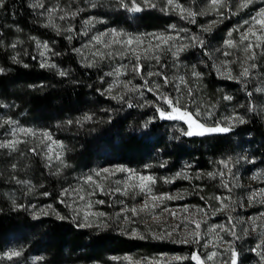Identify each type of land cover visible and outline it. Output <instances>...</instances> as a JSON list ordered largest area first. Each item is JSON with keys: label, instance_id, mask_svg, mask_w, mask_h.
Segmentation results:
<instances>
[{"label": "rangeland", "instance_id": "rangeland-1", "mask_svg": "<svg viewBox=\"0 0 264 264\" xmlns=\"http://www.w3.org/2000/svg\"><path fill=\"white\" fill-rule=\"evenodd\" d=\"M38 2L41 0H30L42 27H51L58 36L64 37L72 53L78 56L80 65L98 70L100 74L98 83L92 87V96L87 99L91 108L81 109L75 117V125L72 120L69 125L89 131L103 126L110 114L120 107L135 104L137 111L132 120L137 129H133V125L124 126L126 131L137 130L140 135H146L153 124L166 121L161 128L157 126L156 135L168 146H185L179 135L188 125L181 120L159 117L157 107L168 110V106L158 101L154 92L146 89L141 76L133 72L134 51L141 54L139 63L154 91L155 85H163V82L155 75L147 77V73L166 74L170 83L160 87L161 93L178 97L189 111L199 112L197 119L201 123L209 127L230 124V132L235 133L224 152L212 156L205 148L199 162L197 156L174 162L172 156L155 150L152 153L157 154L150 153L129 163L113 155L114 152L100 141L92 143L91 160L82 156L74 163L67 141L73 134L66 126L63 130L61 125L65 123L62 121L53 126L54 123L40 119V116L25 117L19 112L14 87L8 86L6 93L0 91V143L12 139L23 142L17 144L16 151L0 148V158H24L26 152L35 147L39 162L57 178L60 188L58 196L51 198L48 187L31 180L30 167L17 169L10 165L6 170L0 169V180L5 183L0 189V199L9 202L15 211L24 212L30 221L49 219L82 234L112 233L144 245L141 250H105L100 255L89 253L82 245L74 252L65 248L58 258H54L45 252L43 240L35 245L34 238L21 229L18 234L10 233L0 243V264H196L191 259L194 253H198L205 264H228L230 246L238 252L239 264H264L257 254H264V141L259 145L245 129L254 117L261 121L264 129V92L256 91L264 88V43L260 48L252 49L256 58L247 60L249 53L244 47L248 42L240 40L249 27L245 21L251 22L252 17L264 9V0H254L242 10L238 6L239 0H225L226 7L216 10L212 9L210 0H176L184 9L196 13L194 17L184 13L186 18H182L179 9L169 7L167 0H151L157 7L152 17L160 22L149 28L137 24L131 28L125 22L133 23L142 11L154 7H144L133 13L121 7L120 0H42L43 9L34 6ZM51 8L60 10L51 14L52 23L49 24L45 9ZM115 14H122L123 18L117 21ZM61 15L65 16L63 20L59 19ZM89 20L91 23H87ZM68 28L72 31H67ZM205 36L211 37L210 42ZM20 37L22 34L14 30L8 39L10 48L7 51H10L12 62L22 57L24 44ZM96 37H100L101 42H97ZM130 38L132 44L129 46L126 42ZM228 40L234 42L233 46H228ZM199 41L206 47L205 55H195ZM30 42L40 64L43 62L46 68H57L60 72L54 53L56 49L37 36L30 37ZM44 44L48 49L43 47ZM97 52L104 55H94ZM225 52L230 55H224ZM252 64L256 67L251 68ZM244 67H249L247 78L240 76ZM116 69H119L117 75H107ZM193 72L199 73V77L193 76ZM228 72H231V79L227 77ZM180 77L184 78V83ZM211 77L216 82L214 95L209 93L206 85V80ZM129 81L131 83L125 88ZM189 88L191 95L187 94ZM249 92H252L251 97ZM226 96L231 99H225ZM89 116L91 119H85ZM234 116L242 117L245 122L236 123L231 119ZM9 120L15 124L6 123ZM21 128L29 129L35 135L20 133ZM13 129H16L15 134ZM43 132H48L51 140L42 143ZM49 145L53 149L51 152ZM57 153L61 157L59 160ZM141 176L154 180V183L147 182L150 193L147 188L141 191L138 186L131 187L141 183ZM194 222L200 224L199 229L195 228ZM232 230L238 238L233 237ZM193 232L199 233V243L194 241ZM257 244L261 248L253 251ZM160 245H166L168 250H159ZM125 248L132 247L116 246L118 250ZM20 250L21 256L11 260L6 258L8 252ZM212 252L217 255L206 260Z\"/></svg>", "mask_w": 264, "mask_h": 264}, {"label": "trees", "instance_id": "trees-1", "mask_svg": "<svg viewBox=\"0 0 264 264\" xmlns=\"http://www.w3.org/2000/svg\"><path fill=\"white\" fill-rule=\"evenodd\" d=\"M156 10L157 7H154L153 10L142 11L134 18L133 23H125L131 28L133 24L149 28V25L160 22L159 19L152 17ZM114 18L118 21L123 16L122 14H115ZM117 21L116 23H118ZM14 30H18L22 34L20 38L24 47L21 49L22 57L12 62L9 58L10 51L7 50L10 48L8 39H11ZM32 36L42 38L56 49L54 53L57 56L56 61L60 72L57 68L41 67L37 56L34 54L35 47L30 42ZM205 38L210 42L211 37L205 36ZM195 53V55H205L206 47L199 44ZM78 59V56L72 53L64 37L58 36L51 27H42L39 15L32 9L30 0H5L4 7L0 8V68L5 70L0 73V91L6 93L8 86L14 87L19 112L24 113L25 117L35 118L40 116V119H48L51 124L54 123L53 126L61 124L60 122L63 121L65 123L61 125L63 130L68 127L66 130H70L73 134L70 137L71 139H67V141L69 156L74 163L76 162L75 159H81L82 156L91 160L92 143L100 141L104 142L114 152L113 155L129 163L143 159L142 157L155 150H158L157 152L162 151L163 155L172 156L174 162L182 159L187 160V158L195 156L198 157L199 162L203 159L205 148H208V152L212 156L216 152H224L228 148V142L232 140L234 131L227 134H210L203 137H188L180 134L184 147L176 144L168 146L163 138L156 135L157 126L161 128L166 121L153 124L146 135H140L137 130L129 133L124 129V126L129 128L133 125L132 128L137 129L136 123L132 120L133 114L137 111L135 104L120 107L110 114L103 126L90 128L89 131L87 129H76L74 126L69 125V120H72L75 125V117L81 109L91 108L87 99L92 96V87L96 86L100 78L98 70L81 66ZM61 71L65 75H60ZM206 85L209 93L214 95L215 79L209 78L206 80ZM245 129L253 135L254 140L259 145L262 144L260 142L264 141V129L260 120L254 117ZM73 143H79L80 145H74ZM154 153L152 155H155ZM10 165H15L17 169L30 167L28 174L31 180L35 181L37 185L48 187L47 191L51 198L58 196L60 183L51 172L43 167L36 153L28 150L24 158L13 160L0 158V169L5 168L6 170V167H10ZM4 185V181L0 180V189ZM21 229L26 230L25 232L34 238L33 244L37 245L38 241L43 240L42 246L45 252L54 258H58L65 248H69L71 252H74L82 245L89 253L96 252V255H100L105 250L111 252L141 250L140 247L144 245L138 241L125 240L112 233L93 232L88 235L86 233L82 234L70 226L49 219L38 222L30 221L24 212L15 211L9 202L1 198L0 243L4 242L10 233L18 234V230ZM117 245H131L132 248L118 250L116 249ZM158 247L154 249L168 250L166 245Z\"/></svg>", "mask_w": 264, "mask_h": 264}, {"label": "snow or ice", "instance_id": "snow-or-ice-1", "mask_svg": "<svg viewBox=\"0 0 264 264\" xmlns=\"http://www.w3.org/2000/svg\"><path fill=\"white\" fill-rule=\"evenodd\" d=\"M121 2V7L125 8L127 11L129 12H140L143 10L144 7H156L155 4H153L151 2V0H128V2L126 3L125 0H120ZM254 0H239V8L242 10L244 8H247L251 3H253ZM5 4V0H0V8H3ZM210 4L212 6V9L216 10V9H220L223 7H226L225 4V0H210ZM143 5V7H142ZM167 5L169 7H172L173 9H179V11L182 14V18H186L183 14L187 13L188 17H194L196 15V13H193L187 9H184L181 5H179L178 3H176V0H167ZM35 7H39V8H44V4L41 2H38L36 5H34ZM60 9L58 8H51V9H45L46 12H48L49 14V24L52 23L51 21V14L54 12L59 11ZM162 10H166V9H162ZM74 15V14H73ZM221 15H223V13H221ZM65 18V16L61 15L59 17V19L63 20ZM87 23H91V20L87 21ZM246 24H249V27L247 28V30L245 32H243L241 34L240 40L241 42L247 41L248 43L245 45L244 47V51L246 53H249V55L247 56V60H254L256 58V53L254 51H252L253 48H260L262 43H264V9L260 10L258 12V14L256 16L252 17V21H245ZM238 30V29H237ZM67 31H72V28H68ZM115 35H119V34H115ZM229 37H231L232 33L229 32L228 33ZM70 38V37H69ZM254 38V39H253ZM157 39H160V37H157ZM196 39V38H193ZM97 42H101L100 37H96ZM119 42V41H117ZM137 42L139 43V41L137 40ZM199 43L201 44V46L203 45V41H199ZM233 41L232 40H228L227 44L228 46H233ZM127 45H131L132 44V39L130 38L127 42ZM38 47L40 46L39 44L37 45ZM109 45L105 42V47H108ZM13 47H15V45H13ZM43 47L45 49H48V45L44 44ZM147 51V50H146ZM133 54L135 55V59H136V63L133 65V72H135L137 75L141 76V79L143 80V84L146 87V89L150 92H154V95L156 96V99L158 101H162L163 103L167 104L168 106V110H164L160 107H157L156 111L159 115V117L161 119L164 120H181L184 123H186L188 125L187 129L182 130V134L185 136H193V135H205V134H214V133H228L232 130L231 125H225V126H221L219 124L215 125V126H207L203 123H201L197 117L200 115L199 112H191L187 109V107L183 106L181 104V100L178 97H172L169 95H164L163 93H161L159 91L161 86L166 87L170 81L169 78L166 74H163L162 72H148L147 73V77H151L153 75L158 76L161 78L163 85L161 84H156L155 85V91L153 90V88L151 86H149V81L147 78H145L144 76V67L143 65H141L139 63V61L141 60L142 56L141 54L135 53L133 51ZM41 56L44 55L43 52L40 53ZM94 55H100L103 56V53H94ZM108 55H112V53H108ZM121 55H123V53H121ZM224 55H230V53L225 52ZM151 58H155V59H159V57H151ZM47 66L45 63H41V67H45ZM25 67H27V65H25ZM54 67V65H53ZM251 68H255L256 65L252 64L250 65ZM5 70L3 68H0V73H3ZM119 73V69L114 70L112 73H108L107 75H117ZM249 67H244L243 71L240 73L241 77L247 78L249 76ZM60 75H65L64 72H61ZM199 73L193 72V76L195 77H199ZM227 77L228 78H232L231 76V72L227 73ZM180 81L181 83H184V78L180 77ZM131 81H129L128 83H126L124 85L125 88L128 87V84H130ZM177 91H179V88L176 89ZM107 91H111V89H108ZM256 91L258 92H264V88H257ZM191 88L188 89V95H191ZM248 96H252V92L248 93ZM225 99H231V97H224ZM131 106V105H129ZM85 119H91V117H86ZM233 121H235L236 123H244V119L240 116H234L231 118ZM6 123H8L9 125H13L15 124L14 121H7ZM69 123H71V121H69ZM16 129H13V134H15ZM19 132L24 134V135H35L34 132H32L29 129H19ZM51 140V135L48 132H43L41 134V142L44 143L45 141ZM23 141H19L16 139H12V140H8L6 142L0 143V148H7L10 149L12 151H16L17 150V144L21 143ZM53 143L55 144L56 142L53 141ZM59 146V145H57ZM53 149L52 147L49 145L48 146V151L51 152ZM31 152L36 153L37 149L34 147L32 149H30ZM60 154L57 153L56 154V159H60ZM48 159L51 160L52 157L49 155ZM13 168H15V165H12ZM225 167H227V165H225ZM104 172H109L108 169H104ZM116 171H127L125 169H116ZM97 175H100V173L98 172ZM211 175V173L209 174ZM131 178V177H130ZM89 181H91V177L87 178ZM140 180V184L139 185H132L131 187H139L141 191H145V189L147 188V182H153L154 180L151 177H144L141 176L139 177ZM97 187H99V185H97ZM227 187V185H226ZM102 190V189H101ZM127 191V188L125 189V192ZM147 191L150 193L151 189L147 188ZM253 195H256L255 193ZM81 199H83V197H81ZM154 199H162V197H154ZM220 199V198H218ZM99 203H103V201H99ZM145 207H147V202H145ZM224 205H222L223 207ZM136 210L133 209V212H135ZM185 211H187V209H185ZM100 215H103L102 213ZM264 215V214H262ZM195 223V228L199 229L200 228V224L198 222H194ZM223 227V226H221ZM231 234L233 235V237H236V234L234 232V230H232ZM193 237H194V241L196 243H199V233L198 232H193ZM261 245L257 244L256 248L253 249V251H257V249H260ZM229 252H230V260L228 261V264H239V254L238 252L234 249L231 248V246L229 247ZM22 254V250L20 251H11L8 252L6 254V258L11 260L15 257H19ZM258 255L261 256V261H264V254H262L261 252H257ZM217 255L216 252H212L211 254H209L206 257V260H212L215 256ZM177 259H180L179 257H177ZM192 260H194L196 262V264H205V260L201 259V256L198 253H194L191 257Z\"/></svg>", "mask_w": 264, "mask_h": 264}]
</instances>
